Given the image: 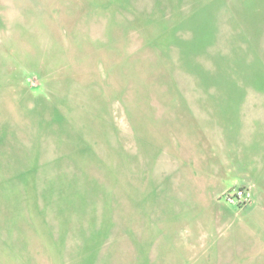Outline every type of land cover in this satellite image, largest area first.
<instances>
[{
	"label": "rangeland",
	"instance_id": "374dc122",
	"mask_svg": "<svg viewBox=\"0 0 264 264\" xmlns=\"http://www.w3.org/2000/svg\"><path fill=\"white\" fill-rule=\"evenodd\" d=\"M0 264H264V0H0Z\"/></svg>",
	"mask_w": 264,
	"mask_h": 264
},
{
	"label": "built area",
	"instance_id": "2783aa9c",
	"mask_svg": "<svg viewBox=\"0 0 264 264\" xmlns=\"http://www.w3.org/2000/svg\"><path fill=\"white\" fill-rule=\"evenodd\" d=\"M229 200L232 202L248 203L252 200L253 194L250 188H237L232 193L228 194Z\"/></svg>",
	"mask_w": 264,
	"mask_h": 264
}]
</instances>
